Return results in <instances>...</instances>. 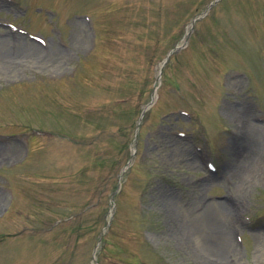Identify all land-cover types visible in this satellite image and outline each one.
Returning a JSON list of instances; mask_svg holds the SVG:
<instances>
[{
    "label": "rangeland",
    "instance_id": "rangeland-1",
    "mask_svg": "<svg viewBox=\"0 0 264 264\" xmlns=\"http://www.w3.org/2000/svg\"><path fill=\"white\" fill-rule=\"evenodd\" d=\"M212 1L0 0V45L37 61L0 69V264H264V138L235 121L264 126V0L191 29Z\"/></svg>",
    "mask_w": 264,
    "mask_h": 264
},
{
    "label": "bare ground",
    "instance_id": "bare-ground-1",
    "mask_svg": "<svg viewBox=\"0 0 264 264\" xmlns=\"http://www.w3.org/2000/svg\"><path fill=\"white\" fill-rule=\"evenodd\" d=\"M4 40H0L1 44L3 43ZM29 47L31 48V50H35L34 48L36 47V45L30 44ZM4 48L5 46L0 45V54L2 53L0 57V69L2 70H12V69L14 70L17 68V67L11 66L14 64H17V65L20 64V66H23L24 63H27V62H34V63L37 62L36 58L35 59L31 58L29 56H26V54H23V55L21 54V56H19L18 54L15 57L10 56V53L9 54L6 53ZM26 48H25V52L29 50ZM238 111L239 112L235 115L236 116L235 121H237V123H240V124L242 123L243 127H245L244 134H242V139H244L245 135L246 136L248 135V137L250 136V138H252L253 136H256V137H259V139H263L264 138V126L256 125L252 122H248L247 111L245 110L244 111L238 110ZM240 139L241 137L239 135L236 141L232 140L230 142V149L232 151H237L238 153H241V155L238 157L237 161L234 164L227 166L226 169L230 168L231 172L234 173L235 177L239 181H242V180L244 181L245 179H248L247 177L252 175L254 172L258 171L259 170L258 168H260L261 164L257 158H253V152H252L251 146L244 143L243 140H240ZM186 164H188L190 167H198V164L196 162L186 163ZM161 198H162L163 206L167 209V211H169L170 215H174L175 209H174L173 200L168 197H161ZM209 204L211 205V207L210 209L209 208L207 209ZM208 205L204 208V211L202 210L203 212L206 211L207 216L209 218V222H210V226L204 228L205 233L208 231L207 240L210 243H214V242L219 243L217 246L211 244L212 245L211 247L215 253H222L221 250L217 247L221 246L222 243L224 244L226 235L223 232V230L219 229L218 227L214 225L213 220L215 219V217L221 216L223 220L227 219L228 221L229 214H232V209L224 203H208ZM178 222L181 228L183 229L186 228L185 224L181 222V220H178ZM185 234L187 235V231ZM198 254H200L203 260L208 261V258L202 255L200 251L198 252ZM219 264H222V263H219Z\"/></svg>",
    "mask_w": 264,
    "mask_h": 264
},
{
    "label": "water",
    "instance_id": "water-1",
    "mask_svg": "<svg viewBox=\"0 0 264 264\" xmlns=\"http://www.w3.org/2000/svg\"><path fill=\"white\" fill-rule=\"evenodd\" d=\"M194 21V20H193Z\"/></svg>",
    "mask_w": 264,
    "mask_h": 264
}]
</instances>
